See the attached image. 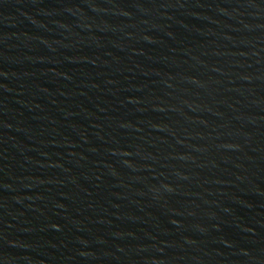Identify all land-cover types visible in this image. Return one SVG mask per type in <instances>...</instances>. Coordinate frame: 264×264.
<instances>
[{
  "label": "water",
  "instance_id": "1",
  "mask_svg": "<svg viewBox=\"0 0 264 264\" xmlns=\"http://www.w3.org/2000/svg\"><path fill=\"white\" fill-rule=\"evenodd\" d=\"M0 264H264V0H0Z\"/></svg>",
  "mask_w": 264,
  "mask_h": 264
}]
</instances>
